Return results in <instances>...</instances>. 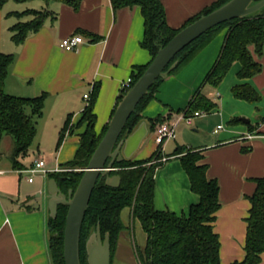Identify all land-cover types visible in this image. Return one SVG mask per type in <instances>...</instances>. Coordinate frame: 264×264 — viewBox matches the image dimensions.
I'll return each mask as SVG.
<instances>
[{
  "label": "crops",
  "instance_id": "obj_1",
  "mask_svg": "<svg viewBox=\"0 0 264 264\" xmlns=\"http://www.w3.org/2000/svg\"><path fill=\"white\" fill-rule=\"evenodd\" d=\"M31 1H42L40 9L9 6L11 1L0 9V53L16 57L5 90L17 97L45 96L35 138L42 143L48 140L57 143V148L49 154H41L38 148V156L31 161L27 157L19 159L21 168H15L11 163L10 149L4 156L2 154L0 264H54L49 226L52 216L48 184L51 177L36 175L31 183V175L23 171L37 158L45 159L50 169L67 168L66 165L75 159L87 129V123L81 122L85 108L94 100V130L97 136L103 134L118 107L123 83L137 72L139 66L149 64L152 59L150 52L142 46L145 21L138 6L114 9L111 0H82L80 7L75 9L59 1ZM161 1L169 26L180 29L216 0ZM27 10L45 11L48 16L42 28L31 33L19 46L12 39V27L32 20V16L16 15ZM76 34L85 40L78 49L66 51L60 47L63 38ZM226 35L227 30L222 31L179 74L164 78L142 114L148 120L180 114L188 109L198 90L216 104L207 117H196L195 123L192 122L194 132H204L205 139L200 138L196 147L186 148L202 151V162L208 164V178L216 179L220 185L221 208L214 230L221 242L222 264H232L243 261L246 256L249 197L256 192V179L264 178V54L258 57L254 47H250L254 58L263 66L259 75L240 80L241 64L236 62L222 83L213 87L206 82V77L220 55ZM246 82L261 94V102L252 104L235 98L233 88ZM85 95L90 99H85ZM68 118L69 127L58 148ZM180 125L171 145L173 152L166 151L171 142L161 151L167 160L162 161L163 165L156 171L154 194L156 209L179 214L188 212L200 199L191 189L181 157H170L177 148L184 146L186 127L178 140ZM219 126L222 128L216 132ZM9 142L13 144L12 140ZM158 148L154 131H151L134 160L148 159ZM44 189L47 190L46 198L43 197ZM123 215V222L129 226L130 210ZM131 223L133 228L135 222L131 220ZM134 230L132 240H136ZM130 241L124 234L115 256L134 264V247ZM146 241L147 235L138 246L144 248ZM261 264H264V254Z\"/></svg>",
  "mask_w": 264,
  "mask_h": 264
},
{
  "label": "trees",
  "instance_id": "obj_2",
  "mask_svg": "<svg viewBox=\"0 0 264 264\" xmlns=\"http://www.w3.org/2000/svg\"><path fill=\"white\" fill-rule=\"evenodd\" d=\"M14 1L24 3L31 0H0V9ZM46 2L59 1L78 9L82 0H44ZM230 0H216L211 6L191 18L182 28L174 29L167 23L166 11L161 0H111L114 9L138 6L145 21V34L142 46L147 49L152 59L149 64L139 66L132 75V86L138 81L145 70L155 59L159 50L167 45L182 29L193 23ZM260 1V0H255ZM17 16H32L28 22H19L12 27V39L16 45H22L31 33L38 32L48 16V12L27 10L16 13ZM227 30L223 48L213 68L206 77V82L218 87L226 77L232 66L238 62L241 69L238 72L240 80H249L262 72L263 66L257 61L250 47L258 57L264 54V10L255 16L244 19H234L211 29L184 50H182L170 66L177 61L176 67L170 75L179 74L199 53L222 31ZM14 54L0 53V145L6 135L12 137L10 161L15 168H21L20 158L27 156L37 135V120L43 114L45 96L34 98L17 97L5 90L6 79L10 68L15 62ZM169 66V67H170ZM159 78L150 93L140 102L136 112L127 122L123 134H130L136 125L144 118L143 111L153 99L155 92L163 83ZM123 90L118 105L127 94ZM235 98L252 104L262 101L261 94L248 82L238 84L233 88ZM94 100L85 108L82 123H87V129L82 135L80 148L75 159L66 165V169H80V171H64L50 174L56 179L59 188L69 195L75 191L84 174L89 161L103 138L97 136L95 115L93 114ZM216 104L201 90L195 94L189 103L187 114L196 111L210 113ZM165 117L158 116L150 119L152 131ZM68 118L61 131L58 148L62 144L63 136L69 127ZM122 134V135H123ZM173 156H180L183 168L190 178L192 191L199 196V201L191 205L188 212L176 213L170 210H158L154 204L155 174L163 164L157 162L162 158L161 148L148 159L124 161L115 163L117 170L111 175H120L121 184L118 188L106 184V178H101L92 193L88 210L82 226L80 250L81 263L86 262V244L93 230L100 228L102 237H110L112 260L117 250L119 238L126 226L122 220V212L128 208L131 220L139 221L147 235L144 248H137L136 255L140 264H222L220 257L221 242L214 230L217 213L221 208L219 200L220 185L216 179L207 176L208 164L203 163L202 151L186 147L176 149ZM2 153L0 151V160ZM67 172V173H66ZM256 192L249 197L251 208L246 218L247 236L243 261L232 264H261L264 254V178L256 179ZM68 206L60 205L56 218H50V249L54 264H65L64 260V230Z\"/></svg>",
  "mask_w": 264,
  "mask_h": 264
},
{
  "label": "water",
  "instance_id": "obj_3",
  "mask_svg": "<svg viewBox=\"0 0 264 264\" xmlns=\"http://www.w3.org/2000/svg\"><path fill=\"white\" fill-rule=\"evenodd\" d=\"M263 10L264 0L257 2L230 0L182 29L159 50L155 59L118 105L88 166L82 169L84 174L76 190L66 195L59 188L56 179H50L48 190L51 216L57 217L60 205L68 206L64 230L65 264H82L80 250L82 226L97 182L105 177L108 186L118 188L121 176L111 175L112 171L117 170L115 163L134 160L152 131L150 120L144 117L130 134L128 131L123 134L128 120L136 112L140 102L150 93L155 82L159 78L169 76L177 64L176 61L170 66L171 62L196 39L220 24L255 16ZM242 120L248 121L245 118ZM86 252L88 264H112L110 237L107 235L104 239L100 228L89 236Z\"/></svg>",
  "mask_w": 264,
  "mask_h": 264
},
{
  "label": "rangeland",
  "instance_id": "obj_4",
  "mask_svg": "<svg viewBox=\"0 0 264 264\" xmlns=\"http://www.w3.org/2000/svg\"><path fill=\"white\" fill-rule=\"evenodd\" d=\"M9 4H10L9 6H15V7L28 6V7H31V8L40 9V6L42 5V1H28L27 3H24V4H19V3H15V2L11 1ZM207 116L208 115H206L205 117H207ZM193 121L195 123L196 120H193ZM180 124H179L180 128L178 130V132H179L178 140H180V137H182V135L180 133L186 127L185 128L186 133H184V141L185 142H184V144H182V145H184L182 147H191V146L192 147H196V145H198V141H200V138H203V140L205 139V136H204L205 133L203 132V134H198V133L194 132L195 127L192 124L189 125L186 121H182ZM9 140L11 141L12 137L10 135H6V137L4 138V142L0 145V151L3 154V156H4L5 153H8L9 149H10V151L12 149V144L9 142ZM170 142L171 143H169V145L166 148V151L168 153L173 152V150L171 148V145H172V142H174V140H172ZM38 148H39L41 154L43 152L46 153V154H49V152H55V150L57 148V143H54V142L49 141V140L48 141H44L42 143V141H40V139L35 138V140H34V142L32 144V147L30 149L29 154L27 156H25V157L28 158V161H31L34 157L38 156ZM25 157H23V158H25ZM162 159H163V156H162V158L160 160H157V162H162ZM72 170L80 171V169H70L69 171H72ZM74 171H72V172H74ZM43 195H44L43 197L46 198V196H47V190L46 189H44ZM128 211L129 210H125V209L123 210V212H128ZM123 212H122V216H124ZM122 219H123V217H122ZM128 222H129V226L127 225V223L126 224L124 223L125 226H126V229L124 230V233L121 234L119 240L124 237V234L127 235V238L131 239L130 242L133 245L132 247H134V254H135L134 264H140L139 260L137 258V255H136V249L140 248L138 246V243L142 244L143 238H144V236H146V234L143 231L139 221H137V220L135 221L133 228H132V226H133L132 223L130 224L131 220H129ZM132 230L135 231L136 240H134V238H133L134 241L132 240ZM95 232H96V230L95 231L93 230L91 235L93 233H95ZM115 254H116V252H115ZM115 254H114V257H113V260H112V264H133L130 260H126V258L125 259L122 258L123 260H121L118 256H115ZM86 262H87V257H86Z\"/></svg>",
  "mask_w": 264,
  "mask_h": 264
},
{
  "label": "built area",
  "instance_id": "obj_5",
  "mask_svg": "<svg viewBox=\"0 0 264 264\" xmlns=\"http://www.w3.org/2000/svg\"><path fill=\"white\" fill-rule=\"evenodd\" d=\"M85 40L84 37L80 34L72 35L66 38H63L59 45L62 49L66 51H75L78 49V47L81 44H84ZM123 90H129L132 87V78H129L123 83ZM85 99H90L89 95L84 96ZM208 114L205 111H196L193 114H187L185 112H182L177 115L165 117L164 121L162 123H159L155 130H154V139L158 147L161 148V151H163V147L170 141L176 139V133L179 124L182 121H186L188 124H192L193 120L196 117H201ZM222 126H219L216 132H218ZM252 138V136H249ZM167 158H163L162 161H166ZM64 171H69V169L66 168H61L60 166H56L53 169L48 168L47 162L43 158H37L34 160L32 165L28 167L26 170L23 172H26L30 174L29 182H34V178L36 175H43L47 176L52 173H60Z\"/></svg>",
  "mask_w": 264,
  "mask_h": 264
}]
</instances>
